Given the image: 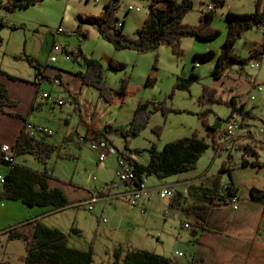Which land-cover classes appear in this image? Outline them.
<instances>
[{"label":"rangeland","instance_id":"374dc122","mask_svg":"<svg viewBox=\"0 0 264 264\" xmlns=\"http://www.w3.org/2000/svg\"><path fill=\"white\" fill-rule=\"evenodd\" d=\"M108 1L45 0L15 12L0 10V21L4 20L20 27L17 30L5 27L0 32L3 38V42H0V68L18 79L33 83L36 70L22 58L24 54H28L39 60L43 67H47L50 76H54L55 71L65 76L62 84L44 78L39 88L41 98H37L43 106L36 108L31 115L33 125L52 131L46 138L58 147L57 150L46 163L32 154L25 153L16 157L18 163L39 171L47 169L54 176V180L62 182L64 190L71 195L75 192L80 194V191H98L101 188L111 189L115 193L122 191L126 184L120 180L117 173L122 156H131L147 163L150 156L148 150L152 145L161 149L176 138L194 133L206 136L208 129L198 114L207 109L210 125L225 133L231 108L224 102L199 103L198 96L204 85L216 88L224 100L236 96L239 104L244 103L247 108L252 109L256 119L249 120L255 125L256 136L264 137L259 132V129L264 127V58L258 68L251 66L255 59L245 65L229 62L225 74L219 79L211 75L216 66V58L203 59L201 66L194 67V54L209 49L216 53L221 50L227 36L226 13L252 12L257 7V0H225V4L218 7H214V0H193V9L184 21L197 24L201 13L210 10L207 8L212 4L215 16L213 25L221 30V35L213 40L195 36L183 37L182 54L173 53L172 49L165 45L147 52L115 49L111 42L104 40L98 30L78 18L80 13H101ZM149 4L150 0H123L118 8V16L120 22H125L124 31L127 34L134 35L142 25V20L146 19L149 12ZM129 5L138 7L139 11L128 10ZM78 25H81V30H89L86 38L79 32L71 33ZM60 27L65 30L64 33H57ZM262 37L263 33L257 27L248 29L245 35L237 40L234 53L242 58L248 57L251 44L255 42L256 47L259 46ZM55 43L58 45L56 48ZM79 46L89 58L102 62L104 81L112 92L111 101L103 99L95 87L82 84L77 74L85 69L84 61L74 60L63 51V47L74 50ZM52 56H55V61L51 60ZM109 58L126 63V68L119 71L110 68ZM191 73L197 74L199 79L191 81L189 89L174 88L178 76L189 78ZM124 78H129L128 88L127 93L122 95L120 87ZM255 86L262 89L256 90ZM173 91L174 94L171 95ZM252 92L256 96L255 99H249ZM43 94H48L49 98H42ZM73 94H77L80 110L75 108ZM61 100L64 102L60 103ZM147 100L161 103L166 110L153 112L149 124L138 136L125 137L124 133L133 119L134 111L140 103ZM151 109L154 110L153 104ZM106 125H112L114 129L107 133V138H97L106 139L116 151L110 152L101 161L99 151L91 147V142L96 137L95 132L104 130ZM158 125L161 126L160 135L153 131ZM37 135L41 137L43 134L38 131ZM227 138V135L221 136L218 140L225 142ZM207 140L212 142L211 138ZM233 152L238 162L240 153L237 150ZM59 153H66L68 156L59 157ZM228 154V150L210 147L198 160L196 169L182 174L192 177L204 174L223 175L221 166ZM7 169V166L1 167L4 172ZM147 179L149 186L152 182L164 180L155 175L148 176ZM150 195V203H145L148 197L144 196L136 205L126 201L113 200V203H109L106 198L98 199L93 202L94 210H89L86 206L70 207L50 214L45 222L53 228L60 227L67 231L70 246L87 250L92 245V264H110L114 260L112 248L118 246L119 241H122L126 248L130 245L129 239L134 247L162 255L171 256L175 250L185 251L184 240L179 237V232H184L178 225H170L174 218L169 210L168 202L171 198H160L157 190H152ZM199 197L200 201L206 202L205 197ZM142 204L145 211L141 209ZM37 209L38 207L29 208L20 201L0 200V229L19 225L29 217L26 215H32ZM167 210L170 215L165 223ZM182 214L183 219L190 218L189 214ZM74 228L81 230V234L74 232ZM23 243L21 239L10 240L6 235L2 242L0 241V258L6 255L17 261L25 252ZM176 257L178 260L182 258Z\"/></svg>","mask_w":264,"mask_h":264},{"label":"trees","instance_id":"16d2710c","mask_svg":"<svg viewBox=\"0 0 264 264\" xmlns=\"http://www.w3.org/2000/svg\"><path fill=\"white\" fill-rule=\"evenodd\" d=\"M45 0H0V10L17 11L18 9L30 8ZM123 0H109L99 14L80 13L79 19L82 22L88 23L90 26L98 30V33L104 40L111 42L115 49H134L138 52L153 51L162 45L171 48L173 53L182 54V38L186 36H195L199 39L213 40L221 35V30L213 25L215 16L212 10L203 11L200 15V20L196 24L185 22L186 15L193 9V0H150L149 12L144 19L143 24L135 31L134 35H129L124 31V21L120 22L118 16V8ZM215 6H223L225 0H214ZM257 7L249 13L228 11L225 15L227 25V36L221 46V50L216 53L213 50H207L199 54H194V60L202 62L203 59L216 58V66H214L211 75L214 78H221L225 74L226 67L229 62L239 63L240 65L247 64L250 60H262L264 55V4L263 0H257ZM81 25L74 30L81 33L85 38L88 36V29L81 30ZM5 27H11L17 30L20 27L13 25L7 21H0V32ZM257 27L263 33L262 41L259 46H255L249 56L242 58L235 54V46L237 40L243 37L246 31L250 28ZM0 42L3 38L0 35ZM66 54L72 56L74 60H83L85 69L78 72V76L83 84L95 87L99 90L100 96L106 101L112 100L111 89L104 81V68L100 60L89 58L82 50L81 46L77 49H65ZM29 65L38 70V75L41 73V64L35 57L24 54ZM109 67L115 70H123L126 68V63L119 62L113 58H109ZM0 73L8 74L9 77L15 79L12 74L3 71L0 68ZM128 79H122L120 93H127ZM197 74L191 73L189 78L178 76L174 88L179 90L189 89L191 81L198 80ZM7 86L0 82V109L6 111V107L17 106V101L12 99ZM174 94V91L171 95ZM222 94H219L216 88L204 85L198 102L204 103H222L231 108L230 117L234 113L239 115L244 120L256 119L252 109L246 107L244 103L239 104L236 96L229 100H224ZM75 98L76 109L81 108L78 97ZM154 105V110L151 105ZM163 109L161 103L145 101L140 103L134 111L133 119L126 132L125 137H136L149 124L151 114L156 110ZM172 110V109H171ZM205 110L199 113V118L208 129L206 136H200L197 133L180 138L166 143L163 148L158 149L155 145L148 150L150 153L147 164L141 163L129 156V160L134 167L136 174V183L142 180L143 176L147 177L155 175L161 179L168 178L173 175H179L197 168V163L200 157L210 147L221 149L224 143L219 142L218 137L226 136L227 133L219 132L215 126L210 125L207 119ZM11 115L20 116L17 113L9 111ZM245 127L252 126L251 123L243 124ZM112 125H106L104 130L95 132L96 137H106L107 133L113 130ZM153 131L160 135L161 126H155ZM248 135L251 131L247 130ZM42 136L37 134L31 135L27 131L26 126L18 136L13 145L16 157L21 154H32L41 162L46 163L52 153L57 150V146L47 140L48 133L42 132ZM208 138L212 142H208ZM243 158L241 165L260 164L257 161H249L248 156L252 155L258 159V153L253 145H242ZM59 157H67L66 153H59ZM230 157V156H229ZM7 165L6 182L0 188V200L21 201L29 207L38 206L40 208H49L53 211H58L70 206L69 197L60 187H50V179L53 175L47 170L39 171L24 164L17 162L13 166ZM9 166V167H8ZM230 162L225 159L221 171H230ZM224 188L219 179H216L213 187L205 185H192L188 187L190 195L202 194L209 201L208 203H193L183 206L190 215L196 226L204 227L206 218L212 205L229 202L233 194H238V187L230 179L226 182ZM251 199L255 202L264 203V191L259 189L251 190ZM177 197L171 202L174 204ZM74 206V205H73ZM32 228L29 233L24 234L16 231L15 227H10L7 230L10 239H22L25 247V253L21 257L23 264H92L94 260V250L92 245L87 250L70 246L68 233L53 228L39 219H34ZM79 233L80 230L73 229ZM114 260L110 264H180L174 261L171 257L158 254L154 251L143 250V248L132 247L130 245L124 247L120 244L113 251ZM0 264H12L10 262H0Z\"/></svg>","mask_w":264,"mask_h":264},{"label":"crops","instance_id":"0c3cea01","mask_svg":"<svg viewBox=\"0 0 264 264\" xmlns=\"http://www.w3.org/2000/svg\"><path fill=\"white\" fill-rule=\"evenodd\" d=\"M255 46V42L251 44V51ZM65 49L66 47H63V51H65ZM35 70L36 76L33 83H29L18 78L12 79L8 76V74L0 73V82L4 83L7 86L11 98L17 101V106L6 107V111L0 109V147L3 144L14 145L18 136L21 135L24 127L27 124H32L31 115L33 111L36 108H40L43 106V103L37 98H41V95L39 94V88L44 78L52 80L54 82L55 79H57L58 84L63 83V79L65 76H63L58 71H55L54 76H50L47 67H43L42 65L40 73L41 77L39 79V82H36L39 73L37 69ZM12 76L16 77L13 74ZM65 87L67 90H69L67 86ZM76 96L77 94H73L74 101V97ZM9 111L17 113L20 116L11 115L10 113H8ZM248 123L252 124V126H249L247 128V130L251 131V135H244L243 137H240L238 139L237 148L233 149L232 151H228L229 154L227 159L229 160L231 165L230 171L222 172L223 175L216 174L212 176H208L206 174L196 177H192L189 174L173 175L168 177L167 179L165 178L161 182H152L151 185L148 186L150 192H148L149 194L146 196L148 197V200L145 201V203H150L152 201V196L150 195L151 191L157 190L159 194V188H161L162 186L175 184L176 189L178 190V193L176 195V202L174 204L171 203L174 198H171V200L168 202L171 215H174V218L171 221L170 225H173L174 223V225H178L179 227H181V230L184 233L179 232V237L182 241L184 240V245L186 248L185 251L175 250L173 251V254L171 256H165L171 257L174 261L179 262L180 264H264V203L255 202L251 199L252 189L256 188L264 191V137H257L254 129L255 125L250 120H248ZM262 134L264 136V133ZM228 140L229 139L227 138L225 142H227ZM251 142L254 143V149L258 153L259 157L257 159L256 157L250 155L248 156V160L252 162L257 161V163L260 164H249L247 166H242L241 162L243 158V151L241 150V146L244 143ZM234 150H237L240 153L238 162L235 159L236 156L233 154ZM141 163L147 164L148 161L147 163ZM54 179V176L50 179V187H60L64 190V188L62 187V182H60L59 180L56 181ZM216 179H219L221 183H226L230 179H232V181L239 188L238 195L240 198V204H238L237 209L232 208L229 205V202L212 205L209 211V215L206 218L205 226H196L193 220V216L190 215V213H188L186 210H184L183 206H186L189 203H208L209 201L204 195L200 193L196 195H190L188 193V187L192 185H205L206 187H213ZM125 187L126 188L124 190L117 193L112 192L111 189H109L108 192L110 194L118 196V198L115 200L129 202L131 186L130 184H126ZM94 192L96 191H80V194H78V192H75L73 195H71L69 194V192L65 191V193L69 197V202L71 203L70 206H67L64 209L58 211H53L49 208H40L38 206H34L38 207V209L36 211H33L34 213H32V215H26L29 217H27V219L25 218V221L13 227H15L16 231L27 234L32 228L31 221L34 219H39L43 223L49 225L47 222H45V219L50 214L59 213L70 207L84 206L79 205V203L89 201L91 198H93ZM99 196H103V194H100ZM199 196L205 197L206 202L204 200L200 201ZM113 202L114 201L112 200L111 203ZM4 207L6 208L7 205H5ZM182 213L189 214L190 218L183 219ZM168 215L170 214L167 210L164 217L165 223H167L168 221ZM149 219L151 220V218ZM100 223L101 221H99V224ZM185 223H189V226H185ZM54 228H58L68 233L63 228ZM7 230V228L0 229L1 242L6 235L8 239H10ZM78 234H81V230ZM128 241V244L132 245L130 242L131 240L129 239ZM120 244H122V241H119V245ZM118 246H114L112 248V252ZM132 247L134 246L132 245ZM176 251L183 252V255L181 256L182 258L179 260L176 257L177 255H175ZM21 256L17 258V261H13L10 259V256L4 255L0 258V262L6 261L12 264H23L21 261Z\"/></svg>","mask_w":264,"mask_h":264},{"label":"built area","instance_id":"2783aa9c","mask_svg":"<svg viewBox=\"0 0 264 264\" xmlns=\"http://www.w3.org/2000/svg\"><path fill=\"white\" fill-rule=\"evenodd\" d=\"M131 9H135V11H139L138 7H133L132 5L128 6V10ZM207 9H211L212 10V4L208 5ZM65 30L63 28H58L57 33H64ZM74 33V30L71 32ZM58 45L56 44L54 47L56 48ZM262 58H264V55L262 56ZM53 61L56 60L55 56H52L51 58ZM201 66V62L199 60H196L195 62V66L194 67H199ZM252 67L258 68L261 66V60H256L253 61L251 63ZM41 76H38L36 79V82H39ZM55 82L58 83V80L55 79ZM256 90H261L262 88L260 86H255ZM42 98H49L48 94H43ZM256 96L255 94L252 92L251 96L249 99H255ZM64 101L61 100L60 103H63ZM227 123V128L225 130V132L227 133L228 136V141L226 143H224V145L222 146V150H228V151H232L233 149L237 148L238 146V139L240 137H243L244 135H248L247 133V128L243 126V124L248 123V120H244L239 113H234L230 119H228L226 121ZM26 129L28 132H30L31 135H35L37 134L38 131L40 132H44V133H48L51 134L52 131L47 129V128H42L41 126H35L32 124H27L26 125ZM260 133H264V127H261L259 129ZM249 136V135H248ZM86 139V137L84 138ZM245 144H251L253 145L254 143H244ZM91 147L95 150L99 151V159L102 161L107 154H109L110 152H114L116 151V148L111 145L106 139L103 138H97L95 137V139H93V141L91 142ZM242 147V146H241ZM254 147V145H253ZM15 149L13 147V145L10 144H3L0 147V188L2 187V185L4 184V182H6V171H2L1 167L2 166H7L6 164H9V166H13L16 163V154H15ZM8 166V167H9ZM118 175L120 177V180L126 184H130L131 186V193H130V201L129 203H131L132 205H136L137 203H139V201H141L143 199V197L148 195L149 192V185H148V180L147 177L143 176L142 180L139 181L138 183H136V174L134 172V167L131 164V161L129 160L128 157L122 156L121 160H120V169L118 170ZM223 187L225 188L227 185L226 183H222ZM98 192V193H96ZM94 192L93 198H91L89 201L87 202H80L79 205H84L86 206L89 210H94V205L93 202H95L96 200H100V199H104L106 198L109 203L112 202V200H115L118 198L117 195L114 194H110L107 190V188H101L100 190ZM178 193V190L176 189V185L175 184H169L166 186H162L161 188H159V194L161 198H174L176 197ZM100 194H103V196H99ZM238 204H240V198L238 194H233L230 197L229 200V205L232 208H238ZM141 209L142 211H145L144 205H141ZM185 226H189V223H185ZM175 255L177 256H182L183 252H179L176 251Z\"/></svg>","mask_w":264,"mask_h":264}]
</instances>
